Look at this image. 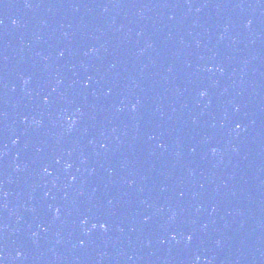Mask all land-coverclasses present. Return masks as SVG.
Listing matches in <instances>:
<instances>
[{"label": "water", "instance_id": "obj_1", "mask_svg": "<svg viewBox=\"0 0 264 264\" xmlns=\"http://www.w3.org/2000/svg\"><path fill=\"white\" fill-rule=\"evenodd\" d=\"M0 264H264V0H0Z\"/></svg>", "mask_w": 264, "mask_h": 264}, {"label": "snow or ice", "instance_id": "obj_2", "mask_svg": "<svg viewBox=\"0 0 264 264\" xmlns=\"http://www.w3.org/2000/svg\"><path fill=\"white\" fill-rule=\"evenodd\" d=\"M28 6L30 7L31 5L29 4ZM206 94H207V93H203V95H206ZM45 102H47V100H46ZM237 127L239 128V125H238ZM47 171H48V170L45 169V172H47ZM58 213H59V210H57V215H58ZM86 222H87V221H85V223H86ZM101 227H104L105 230H106V226H105V225H101ZM172 238L175 239L176 237L173 236ZM192 239H193V237H192L191 235H189V236L187 237L188 242H191Z\"/></svg>", "mask_w": 264, "mask_h": 264}, {"label": "clouds", "instance_id": "obj_3", "mask_svg": "<svg viewBox=\"0 0 264 264\" xmlns=\"http://www.w3.org/2000/svg\"><path fill=\"white\" fill-rule=\"evenodd\" d=\"M215 151V150H214ZM18 255H19V253H18Z\"/></svg>", "mask_w": 264, "mask_h": 264}]
</instances>
